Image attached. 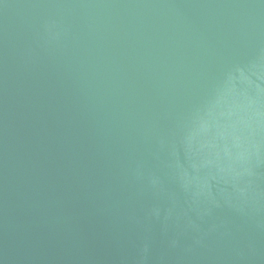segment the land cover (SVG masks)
Segmentation results:
<instances>
[{
	"label": "water",
	"instance_id": "water-1",
	"mask_svg": "<svg viewBox=\"0 0 264 264\" xmlns=\"http://www.w3.org/2000/svg\"><path fill=\"white\" fill-rule=\"evenodd\" d=\"M0 264H264V0H0Z\"/></svg>",
	"mask_w": 264,
	"mask_h": 264
}]
</instances>
